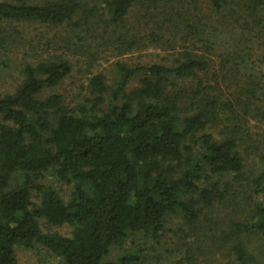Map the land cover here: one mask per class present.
Wrapping results in <instances>:
<instances>
[{
	"label": "trees",
	"instance_id": "1",
	"mask_svg": "<svg viewBox=\"0 0 264 264\" xmlns=\"http://www.w3.org/2000/svg\"><path fill=\"white\" fill-rule=\"evenodd\" d=\"M3 23L70 38L50 54L0 27V51L33 53L0 94V264L37 246L59 264H264V0H0ZM155 27L189 49L91 73L74 106L49 93L91 32L123 57Z\"/></svg>",
	"mask_w": 264,
	"mask_h": 264
},
{
	"label": "rangeland",
	"instance_id": "2",
	"mask_svg": "<svg viewBox=\"0 0 264 264\" xmlns=\"http://www.w3.org/2000/svg\"><path fill=\"white\" fill-rule=\"evenodd\" d=\"M137 23L138 20L132 19L127 24V27L140 26V24ZM0 27L2 29H11V33L14 36L21 38L27 43H40L44 50L48 49V52L50 54H58L61 40H64L67 37L70 38V33H68L69 30H67L66 27L46 28L44 26L42 27L36 24L22 23H3ZM146 31H148V29H146ZM96 33L91 32L89 34V39H87L85 42L91 43V45L89 50L85 51L86 53L84 55L82 53V57H76L72 55L68 56L71 64L70 75L57 88L49 91V93H57L63 96L66 100V103H71L73 106L77 103L76 101H73L74 98L80 94H85L87 90L88 79L91 77V73L92 75L98 74L100 72L104 73L110 81L113 75L110 70H112V66L116 61L123 60V62L133 66H150L153 64L165 63V61H171L180 52L185 51V48L189 49V46L184 47L183 43L179 41L178 38H175L173 35L170 36V34H168L165 30L159 31L157 30V27H155L154 33L156 35L155 39H158L157 43L149 44L146 41H143V46L148 47L143 48L141 50L133 49L132 51L126 52L125 56L119 57L116 54H111L108 49H105L101 46L100 39L94 38ZM147 37L148 36H146L145 38ZM11 39L12 38L9 39V44ZM16 41L18 40L16 39ZM25 42H16L10 45H6V50L0 51L1 95L12 94L15 91L19 83L22 81L21 71L24 65L28 62L33 61V57H30V54H33L31 52V48L29 46H26ZM6 44H8V42ZM191 49L192 47H190V50ZM197 50L200 51L201 47L199 46ZM252 51L247 50V54L253 55L254 52ZM60 52L64 53L65 56L68 54L67 49H64ZM89 54H92V56H90ZM89 58L90 61H96V63H94V67L92 68L88 67ZM94 58L97 60L94 61ZM214 58L215 64L213 66V69H218L220 71L218 67V60L216 59V57ZM253 60H255V58H253ZM261 65L262 64H260V66ZM200 77L205 78L206 74H203ZM134 84H137V82H134ZM191 84L195 87L197 81H194L193 83H190L188 85L191 86ZM227 85L229 86V83ZM224 92L226 95H228L232 94L233 90L231 88L224 89ZM253 126L254 122L251 121V130L253 129ZM220 129L221 127H218L217 129H212L211 132L217 135L219 133L218 130ZM255 133L264 134V126L260 125V128H254V134ZM256 162L257 158H255L254 155H250V160H248L246 164L252 166L251 163ZM47 181L49 180H46V183H48ZM144 255L145 253H143V256ZM16 256L19 261V264H59L58 259L49 255L47 252H45L44 249L39 246L35 247L33 250L30 251L17 248ZM159 257L160 253H156L155 255H153L151 257L153 260L152 263L158 264Z\"/></svg>",
	"mask_w": 264,
	"mask_h": 264
}]
</instances>
